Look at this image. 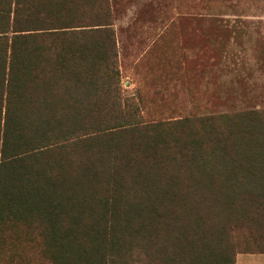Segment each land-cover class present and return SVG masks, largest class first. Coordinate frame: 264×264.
Instances as JSON below:
<instances>
[{"label": "trees", "instance_id": "1", "mask_svg": "<svg viewBox=\"0 0 264 264\" xmlns=\"http://www.w3.org/2000/svg\"><path fill=\"white\" fill-rule=\"evenodd\" d=\"M110 4L0 0V264L264 255V111L144 123Z\"/></svg>", "mask_w": 264, "mask_h": 264}, {"label": "rangeland", "instance_id": "2", "mask_svg": "<svg viewBox=\"0 0 264 264\" xmlns=\"http://www.w3.org/2000/svg\"><path fill=\"white\" fill-rule=\"evenodd\" d=\"M110 2L122 105L144 123L264 111V0Z\"/></svg>", "mask_w": 264, "mask_h": 264}, {"label": "crops", "instance_id": "3", "mask_svg": "<svg viewBox=\"0 0 264 264\" xmlns=\"http://www.w3.org/2000/svg\"><path fill=\"white\" fill-rule=\"evenodd\" d=\"M264 255L240 254L236 264H264Z\"/></svg>", "mask_w": 264, "mask_h": 264}]
</instances>
